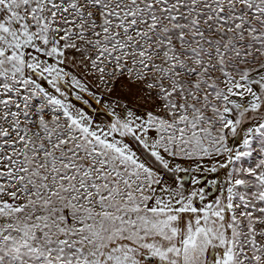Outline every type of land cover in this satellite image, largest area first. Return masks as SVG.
<instances>
[{"label": "snow or ice", "instance_id": "snow-or-ice-1", "mask_svg": "<svg viewBox=\"0 0 264 264\" xmlns=\"http://www.w3.org/2000/svg\"><path fill=\"white\" fill-rule=\"evenodd\" d=\"M0 264H264V0H0Z\"/></svg>", "mask_w": 264, "mask_h": 264}]
</instances>
